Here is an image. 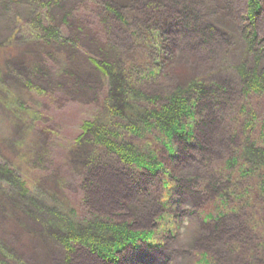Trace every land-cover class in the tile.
Wrapping results in <instances>:
<instances>
[{
  "label": "rangeland",
  "instance_id": "obj_1",
  "mask_svg": "<svg viewBox=\"0 0 264 264\" xmlns=\"http://www.w3.org/2000/svg\"><path fill=\"white\" fill-rule=\"evenodd\" d=\"M47 1L52 2L50 7L44 0H0V87L3 88L0 91V158L3 162L17 167L23 181L31 177L30 168H42L43 174L35 178L39 180L36 186L49 190L48 184L55 179H70L64 171L66 159L72 157L73 166L82 168L83 165L89 175L82 183L72 175L75 180L66 184L70 193L78 194L89 212L121 221L133 219L136 230L157 227L155 222L165 213L161 196L164 204L173 200L171 206L178 224L173 236L166 238L161 248L143 249L120 264H197L201 253L206 252L217 264L244 262V257L237 258L231 252V246L249 245L259 241V236L244 225L243 213L227 216L215 229L205 222H208V212L216 213L217 203L204 210L202 207L227 187L223 166L242 146V127L248 117L241 108L250 102L259 122H264V94L252 95L250 99L249 95L245 96L239 73L242 64L248 66L250 74L258 67L264 70V50L261 51L264 48V0L257 22L253 20L257 23L255 26L246 18L249 0ZM47 8L51 9L54 25L62 30L63 38L70 40L69 43L61 41L63 45L54 43L53 47L42 44L35 39L40 30L24 26L32 24V20L48 21ZM188 9L197 16L195 28L182 29L179 23L169 19L165 31L168 42L172 41L169 44L174 58L169 61V68L173 75L155 78L143 88L151 96L159 95L163 99L177 86L201 79L222 87L219 94L226 88V93H222L221 98L208 95L205 111L202 107L197 110L204 122L206 118L210 121L205 128L206 135L194 150L179 153L173 163L177 168L169 166L175 178L194 179L195 185L181 181L180 189L169 196L170 184L163 182L161 187L159 173L156 178L145 179L146 184L134 192L133 175L117 160L108 159L106 152L101 151L100 159L93 160L86 155V150L81 155L71 153L82 134L81 126L100 114V101L110 88L107 76L95 61L124 67L150 56L155 65V47L145 46L146 42L137 37L136 30L142 27L145 32L147 27H158L157 11L174 17L189 13ZM198 30L210 35L200 39L203 34L200 36ZM253 32L257 42H254ZM204 39L207 44H203ZM72 41L75 46L70 44ZM169 68L165 66L166 70ZM35 86L44 89L46 97L36 96L30 89ZM7 91L17 100L7 98L10 95ZM20 106L29 112L25 113ZM36 112L45 119V115L51 114L49 117L54 120H45L44 124L54 126L55 138L43 136L40 126L35 124ZM262 130L261 124L256 126L255 139ZM181 146L185 150L184 145ZM175 147L178 149L177 143ZM58 168L60 178L54 175ZM199 179L209 183L207 188H197ZM8 187L9 192L0 200V240L10 246L13 253L9 256L14 255L16 261L0 254V264H103L89 251L79 249L72 255L65 253L55 238L45 234L36 219L19 215L23 210L27 214L36 210L25 204L15 205L14 199L20 201L23 197L17 191L18 186ZM169 230L171 232V228Z\"/></svg>",
  "mask_w": 264,
  "mask_h": 264
},
{
  "label": "trees",
  "instance_id": "obj_2",
  "mask_svg": "<svg viewBox=\"0 0 264 264\" xmlns=\"http://www.w3.org/2000/svg\"><path fill=\"white\" fill-rule=\"evenodd\" d=\"M44 1L47 2V7L52 5V2ZM261 2L262 0L248 1V5L252 6L247 10L252 18L254 17L253 12L257 15L261 12ZM188 12H182V15L173 17L167 12L159 11L156 21L158 27H147L145 32L142 31V27L136 30L137 37L143 43L146 42L145 46L155 47L157 52L156 58L154 57L155 65L151 62L150 56H144L142 62L132 61L124 67L95 61L97 67L107 76L110 88L100 101V114L96 115L95 120L85 122L81 126L82 134L77 144L71 148L73 156L81 155L86 150V155L91 160L100 159L101 151L106 152L108 159L117 160L133 175L132 185L150 179V177L154 178L161 173V187H163V182L170 184L169 196L174 194L175 189H180L181 184L183 185L181 181L188 182V185L192 183L195 185L194 179L175 178L169 166H174L173 163L180 152L191 151L197 145L199 146L201 137L206 135L205 130L209 127L210 121L206 118L204 122L203 115L199 117L197 110L202 107V111H205L206 99L210 97L208 95L214 94L221 98L226 93V88L223 94H219L222 87L213 83L207 84L201 79L188 82L182 87L177 86L163 99L159 95L151 96L143 88L146 83H150L155 78L173 75L169 68L171 64L169 61L174 58L171 53L173 47L169 44L172 41L168 42L170 39H166L165 31L169 19L171 22L175 20L179 23L182 29L195 28L197 16L194 11L190 12L188 9ZM106 13L108 11H105ZM46 14L48 21H37L40 26L34 20L32 24L24 26L26 29L32 27L35 31L40 30L37 31L38 38L35 39L42 44H49L53 47L54 43L63 45L61 41L64 44L69 43L70 40L63 38L62 30L54 25L50 8H47ZM253 37L255 42L256 34ZM202 38L203 36L200 37ZM247 40L249 42L248 38ZM70 44L75 46L73 41ZM203 44H207V41L205 40ZM249 46L252 48V43ZM60 49L66 50L62 47ZM263 50L264 48L261 51ZM165 66H168L169 70H166ZM239 73L243 78L245 96L249 95L247 96L249 98L252 95L264 94V70L258 67L253 74H250L248 66L242 64ZM41 76L43 77L42 74ZM2 89L0 87V91ZM30 89H33L36 96H40L41 99L46 97L44 96L46 91L41 87L35 86ZM7 94H10L7 98L17 100L14 94L8 91ZM57 102H59L58 99ZM20 108L25 113L29 112L22 106ZM241 109L242 113L247 114L248 117L242 127V146L235 152V156L228 159L223 166L224 184L227 187L222 188L215 199H208V203L202 209L204 210L212 203H217L214 207L217 209L216 213L208 212L206 217L209 223L205 222L214 226L215 229L224 223L227 216H236L238 212L243 213L244 225L259 236V241L249 245L241 243L232 245L231 252L237 255V258L244 257V262L241 264H264V122H259L258 114L250 102ZM50 115H45L47 117L45 119L36 112L33 116L43 136L45 134L49 138H55L54 126L44 124L45 120H54L49 117ZM23 119L24 117H21V120ZM40 123L43 125L41 126ZM260 124L263 130L259 138L255 139L253 132L256 126L260 127ZM182 144L185 150H182ZM164 152L166 154H163ZM66 160L67 169L64 172L70 175V179H55L53 183L48 184L49 190H47L43 187L38 189L36 186L39 180L35 178L43 174L42 168H30L33 171L31 177L23 181L22 174L17 171V167L14 168L13 165L4 163L0 158V200L3 194L9 192L8 186L11 188L18 186L17 191L23 198L21 197L20 201L18 198L14 199V202H17L15 205L25 204L36 210L29 214L23 210L24 212L19 215L24 214L36 219L38 224L44 228L45 234L55 238L57 245L68 255L75 254L79 249L89 251L91 255L100 258L103 264H120L123 259L143 249L161 248L162 242L169 236H173L178 226L175 222L176 213L171 206L173 200L164 204L161 196L160 202L161 206L163 204L165 213L161 214L155 222L157 227L136 230L133 228V219L121 221L89 212L79 199V195L71 194L70 188L66 186L68 182L72 183V180H75L72 175L77 179L80 178L82 183L87 179L88 171L83 165L82 168L80 165L77 168L73 166L72 157ZM174 167L177 168V165ZM59 170V168L54 170L56 172L54 175L57 174L58 178H60ZM208 185L209 183L204 179H199L197 188L203 190ZM0 252L8 259L16 261L14 255L9 256V253H13L10 246L1 240ZM197 264H217V260L206 252L201 253Z\"/></svg>",
  "mask_w": 264,
  "mask_h": 264
},
{
  "label": "bare ground",
  "instance_id": "obj_3",
  "mask_svg": "<svg viewBox=\"0 0 264 264\" xmlns=\"http://www.w3.org/2000/svg\"><path fill=\"white\" fill-rule=\"evenodd\" d=\"M250 6H252L251 4H250ZM250 6L248 5V8H250ZM156 11V10H155ZM157 12H159V11H157ZM247 17L246 18H248V21H249V24H252V26H254V25H257V21H256V18H257V14L255 13V15H254V19L251 17V15H249L248 14V12H247ZM253 20H255V21H253ZM197 33H200V35H202V36H206L207 37V33L205 32V30H198L197 31ZM254 35V34H253ZM216 37V36H215ZM214 37V38H215ZM214 38H212V37H210V39H214ZM205 40L206 39H204V40H202L203 42H205ZM255 42H257V40L255 39ZM158 175H156V176H154V178H156ZM146 183H145V181H139V182H137V184H134L133 186H135V188H133V191L134 192H138L139 190H138V188H141L142 186H144Z\"/></svg>",
  "mask_w": 264,
  "mask_h": 264
}]
</instances>
